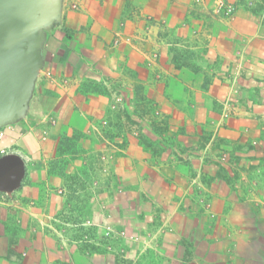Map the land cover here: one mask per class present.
<instances>
[{
  "label": "crops",
  "instance_id": "obj_1",
  "mask_svg": "<svg viewBox=\"0 0 264 264\" xmlns=\"http://www.w3.org/2000/svg\"><path fill=\"white\" fill-rule=\"evenodd\" d=\"M61 13L26 117L0 129V156L25 165L20 188L0 193V264H116L78 247L86 224L143 232L161 248L143 264H196L181 245L198 241H234L263 264L250 229L264 220V162L241 129L264 88V0H62ZM227 98L243 104L220 120L238 158L218 173L201 141Z\"/></svg>",
  "mask_w": 264,
  "mask_h": 264
},
{
  "label": "rangeland",
  "instance_id": "obj_2",
  "mask_svg": "<svg viewBox=\"0 0 264 264\" xmlns=\"http://www.w3.org/2000/svg\"><path fill=\"white\" fill-rule=\"evenodd\" d=\"M257 7L258 6H254L253 9ZM192 70L197 75H203V72L198 68H193ZM207 86L208 80L205 79L203 87L206 88ZM100 91L105 94L104 90L101 89ZM258 96L260 102L256 103V106H258L259 111L257 114L249 116V122L246 125V133L243 129L241 130L242 133L247 136L244 143H249L248 148L258 154V157L262 158L264 162V88L261 90V94L259 92ZM190 103L191 102L189 101L188 104L190 105ZM240 105H243L241 100L238 104L235 100L231 101V98H227L224 101H213V111L215 112L216 119V122L213 123L214 130L210 132L208 136H203L201 142L208 143V140L212 139L211 149L213 150V155L212 158H207L205 160L210 161L213 165L212 170L218 173H226L227 171H230L231 173L234 172L231 166L235 163L234 160L238 158V155L234 154L237 152L236 148L233 146L231 150H226L223 147V144L239 143V140L234 142L235 138H225L220 134V131L221 128L227 129V127H229L228 124H226L227 121L225 119L229 118L230 120L235 118L231 117L233 115L232 113H237L236 111ZM250 106L252 107V104ZM141 111H143V109H141ZM154 116L160 118L159 114H155ZM222 119L225 120L226 123L221 122V124L220 120ZM235 119L238 121V118ZM131 126L133 127V125ZM181 134L184 137L187 135L186 131H183ZM135 136L136 135H134V137ZM138 138L140 143H148L154 151L160 149L156 145V143H161L160 141L145 140V138L143 139V135ZM123 141L124 140H122L121 143H123ZM259 168L264 172V165H259ZM254 170H256V168H254ZM85 171L86 170L84 169L81 170L83 173H85ZM244 171L245 170L243 169L242 172ZM86 220L87 218L84 221ZM250 231L253 236L255 235L252 240L257 241L256 254L258 256H263L264 258V220L263 223H258L257 228L253 227ZM71 235L73 238L76 236V234ZM77 236L80 238L78 247L83 250L84 253L90 254L93 252L100 256L109 255L115 259L116 264H143L144 254L149 252L158 253L161 249L159 247L160 245L156 243L143 245V239H141V237H143V232L140 233L137 231L136 233H133L132 230H121L107 225L95 228L91 224H86L78 229ZM181 246L185 249L183 260L185 261V259L187 260V257H192L193 253L196 264H262L256 260L249 259V257L247 258L248 255L246 253H250V251L242 250V247L239 248V244H235L234 241L231 243L214 241V243L210 244L198 241L194 245L182 244ZM256 254L253 257H256ZM149 262L150 264L153 263L151 261Z\"/></svg>",
  "mask_w": 264,
  "mask_h": 264
},
{
  "label": "water",
  "instance_id": "obj_3",
  "mask_svg": "<svg viewBox=\"0 0 264 264\" xmlns=\"http://www.w3.org/2000/svg\"><path fill=\"white\" fill-rule=\"evenodd\" d=\"M61 9L62 0H0V129L26 117L46 34L61 23ZM24 176L19 155L0 156V193L11 197Z\"/></svg>",
  "mask_w": 264,
  "mask_h": 264
},
{
  "label": "trees",
  "instance_id": "obj_4",
  "mask_svg": "<svg viewBox=\"0 0 264 264\" xmlns=\"http://www.w3.org/2000/svg\"><path fill=\"white\" fill-rule=\"evenodd\" d=\"M86 88L97 91V88L95 86H92L91 84L86 86ZM78 138H79V136L77 134H74L73 137H71V138L64 137L63 140L61 141V143H62L61 145L64 147L63 152L74 154L76 152L75 146L77 143L76 140H78ZM62 165L56 164V168H57L58 173H60V171H62V170H59L60 167H62V169L64 168V166H62Z\"/></svg>",
  "mask_w": 264,
  "mask_h": 264
},
{
  "label": "built area",
  "instance_id": "obj_5",
  "mask_svg": "<svg viewBox=\"0 0 264 264\" xmlns=\"http://www.w3.org/2000/svg\"><path fill=\"white\" fill-rule=\"evenodd\" d=\"M225 9H227L228 13L232 10L230 7H226ZM54 121H51V124H54ZM103 125L106 126L107 122H103ZM3 134L0 132V138H2Z\"/></svg>",
  "mask_w": 264,
  "mask_h": 264
}]
</instances>
